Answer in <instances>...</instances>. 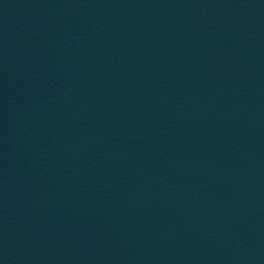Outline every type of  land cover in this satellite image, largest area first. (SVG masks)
Here are the masks:
<instances>
[{"label":"water","instance_id":"1","mask_svg":"<svg viewBox=\"0 0 264 264\" xmlns=\"http://www.w3.org/2000/svg\"><path fill=\"white\" fill-rule=\"evenodd\" d=\"M0 264H264V0L0 14Z\"/></svg>","mask_w":264,"mask_h":264}]
</instances>
